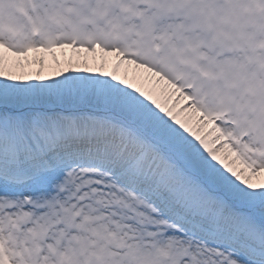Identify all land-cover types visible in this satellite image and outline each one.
<instances>
[{"label": "snow or ice", "instance_id": "1", "mask_svg": "<svg viewBox=\"0 0 264 264\" xmlns=\"http://www.w3.org/2000/svg\"><path fill=\"white\" fill-rule=\"evenodd\" d=\"M0 264H264V0H0Z\"/></svg>", "mask_w": 264, "mask_h": 264}, {"label": "rangeland", "instance_id": "2", "mask_svg": "<svg viewBox=\"0 0 264 264\" xmlns=\"http://www.w3.org/2000/svg\"><path fill=\"white\" fill-rule=\"evenodd\" d=\"M68 54H69V55H72V53L70 52V50H69V53H68ZM57 55L60 56L61 59H63V55H62L61 53L58 52ZM47 62H48V63L51 62L50 57H47Z\"/></svg>", "mask_w": 264, "mask_h": 264}]
</instances>
